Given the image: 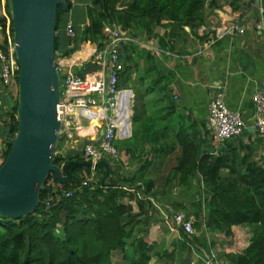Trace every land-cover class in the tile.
<instances>
[{"label":"trees","instance_id":"1","mask_svg":"<svg viewBox=\"0 0 264 264\" xmlns=\"http://www.w3.org/2000/svg\"><path fill=\"white\" fill-rule=\"evenodd\" d=\"M87 1L88 24L82 29L81 41L90 40L98 45L104 39L102 31L106 22L125 29L139 17L148 16L144 29L149 34L151 25L163 18L176 20L181 17L183 23L191 27H196L203 18L200 12L192 14L194 21L199 18L191 24L190 15L181 14L184 10H199L204 0H133L126 8L118 7L120 0ZM260 6L264 16V0H260ZM4 7L13 33L9 0H5ZM66 10L63 5L56 9L54 46L60 55H70L78 47L75 34L61 33L66 24L63 17ZM0 24L4 27L5 16H0ZM135 51L144 58L148 77L155 74L150 79L151 84L143 89L144 95L162 81L164 67L149 50H138L136 46L124 43L120 49L124 65L119 74V87H126L130 79L132 65L127 62L132 59L130 52ZM85 53L76 57L85 56ZM143 95L138 96L140 101L135 99L132 106L131 135L115 140L119 157L127 158L129 153L134 157L146 155L142 158L140 172L120 174L118 166H113L111 159L105 156L103 159L109 162L108 176L105 177L104 165L97 164L94 178L87 184L83 181L91 175L90 166H71V177L66 182L58 180L53 171L49 172L40 188L38 204L32 211L18 218L0 213V264H152L153 255L161 256L163 264H192L189 258H182L181 253L192 248L200 255L204 253L199 247L203 235L198 233L222 232L230 236L233 225L251 227L249 242L240 252H219L218 257L228 259L230 264H264V166L249 155L240 156L236 152L230 141L240 135L217 145L206 130L190 133L188 128L180 127L172 145V149L175 144L179 147L175 168L179 174L176 177L182 185L193 179L198 188L196 219L193 221L197 234L188 236L182 231V239L177 245L160 251L143 236L133 233L141 221V212H131L123 198L134 195L131 188L135 192L141 191L143 200L156 195L152 190L156 179L149 166L154 159L162 158V127L155 129V116L146 115L147 103L142 101ZM17 104L18 72L12 78L9 90H0V165L11 147L8 138L17 131ZM148 140L151 146H148ZM69 160L81 161L83 157L78 151L56 152L53 156V162L60 166ZM225 167L228 172L222 173L221 169ZM63 190L72 192L56 200V193ZM120 253L121 260L118 258ZM202 256L204 259V254Z\"/></svg>","mask_w":264,"mask_h":264},{"label":"crops","instance_id":"2","mask_svg":"<svg viewBox=\"0 0 264 264\" xmlns=\"http://www.w3.org/2000/svg\"><path fill=\"white\" fill-rule=\"evenodd\" d=\"M132 2L133 0H120L118 7L126 8ZM87 3V0H71L69 8L63 14L65 23L69 22L74 26L75 42L78 47L72 54L83 50L85 46L88 47L89 51L84 50L85 56L76 57L84 64L88 63L91 50L98 44L90 40H78L82 35V29L88 24ZM199 12L203 18L196 27L184 24L181 17L176 20L163 18L160 22L152 24L149 34H146L144 29L145 20L148 18L146 16L139 17L123 29L130 37L124 43L132 44L138 50H149L164 67L162 81L155 84L149 93L144 92L142 98V101L147 103L146 115L155 116V129L162 127V158L154 159V163L149 166L152 177L156 179L152 187L156 195L143 200L141 191L135 192L131 188L129 190L134 195L123 198L124 202L130 205L131 212H141V221L134 227L133 233L143 236L160 251L170 250L182 239V229L176 226L173 220L175 212H183L192 221L196 219L198 188L193 179L182 185L178 183L176 177L179 174L175 169L179 147L175 144L172 149L176 140L175 132L182 126L188 128L190 133L208 131L207 105L218 88H223L227 106L238 110L246 123L244 132L231 139L232 146L240 156L249 155L251 159L264 166V138L254 127L255 108L252 100L254 91H264V29L257 27L263 12L260 0H204L199 10L197 8L184 10L181 15L183 13L190 15L189 21L194 24L199 17L194 21L192 14ZM66 24L61 31L63 35L66 34ZM232 24L239 25L243 31L235 29L227 32L225 29ZM130 53L132 59L127 63L132 67L126 87L131 88L134 102L138 91L148 87L152 82L150 79L155 74L148 77L144 70V58L140 57L137 51ZM209 135L211 136L210 133ZM92 137L93 135L62 138L59 151H79ZM147 142L148 146H151V141ZM145 156L134 157L129 153L127 158L122 155L120 157L118 155L119 158L109 155V158L113 166H118L120 174L132 175L140 172L139 167ZM221 172L227 173L228 168H222ZM248 227L233 225L230 236H225L222 232L209 231L212 234H201L205 237L200 240L204 241L205 246L208 244L205 248H208L209 252L215 251L214 261L230 264L228 259L218 257V253L240 252L251 237L250 231L244 234L245 237L241 236ZM207 237L210 239L205 241L204 238ZM206 249L201 247L200 251ZM202 255L193 248L181 253V257L189 258L192 264H206ZM153 256L151 260L163 264L161 256ZM118 258L121 260V253Z\"/></svg>","mask_w":264,"mask_h":264},{"label":"built area","instance_id":"3","mask_svg":"<svg viewBox=\"0 0 264 264\" xmlns=\"http://www.w3.org/2000/svg\"><path fill=\"white\" fill-rule=\"evenodd\" d=\"M0 16H5L4 27L0 24V90H9L12 78L18 72L19 65L16 60L13 42V33L10 29V18L4 11V2ZM257 27L264 29V16L261 14ZM66 34L73 36L74 29L71 23L66 24ZM240 32L243 29L232 24L225 30ZM104 39L101 44H95L88 56L86 64L77 59L74 54H56L57 70L60 79L59 100L56 105V114L60 122L59 139L85 137L93 135L79 149L83 160L91 162V175L83 183L87 184L94 178L95 167L104 156L118 157L119 150L115 140L127 138L131 135L133 92L131 88L119 87V74L123 69V59L120 49L124 42L130 39L122 27L115 23L106 22L103 25ZM215 37V36H214ZM91 64L86 72L83 68ZM108 81L104 89V76ZM255 108L254 127L264 138V91L256 90L252 93ZM7 109V106H4ZM246 127L242 114L227 106L224 100L223 88L212 95L207 105L206 128L217 145L226 140L241 135ZM72 191L57 192L55 199L61 195L67 196ZM49 200L46 204L49 205ZM176 226L188 236L196 233L191 218L183 212L177 211L173 215ZM58 231V229H55ZM207 258L214 259V255Z\"/></svg>","mask_w":264,"mask_h":264},{"label":"water","instance_id":"4","mask_svg":"<svg viewBox=\"0 0 264 264\" xmlns=\"http://www.w3.org/2000/svg\"><path fill=\"white\" fill-rule=\"evenodd\" d=\"M259 1V0H257ZM71 0H9L18 70L17 131L0 165V213L21 217L38 204L42 183L51 171L69 181L70 167L90 166L88 160L53 162L59 139L56 114L60 79L55 51L56 9H68ZM91 64L83 68L86 72ZM98 66L93 67L94 69ZM108 77L104 76V89ZM109 173V163L101 159ZM104 178L102 179V182Z\"/></svg>","mask_w":264,"mask_h":264},{"label":"rangeland","instance_id":"5","mask_svg":"<svg viewBox=\"0 0 264 264\" xmlns=\"http://www.w3.org/2000/svg\"><path fill=\"white\" fill-rule=\"evenodd\" d=\"M2 2H5V0H1ZM1 7H2V5H0V10H1ZM5 12H6V10H4ZM83 38L82 37H79L78 38V40H82ZM56 54H58V53H56ZM60 54V53H59ZM139 76V75H138ZM137 77V76H136ZM140 95H143V90L141 89L140 91H138V95L136 96V100H138V101H140V99H139V97L138 96H140ZM134 102H135V99H134ZM134 102H133V104H134ZM132 111H133V108H132ZM60 140H61V137H60ZM56 152H60L59 151V146H57L56 147V150H55V153ZM105 157H109V156H105ZM119 158V157H118ZM174 186V185H173ZM247 226H249V225H247ZM247 231H244L243 232V234L241 235V236H244L245 237V235L247 234V233H250L251 232V227L249 226L248 227V229H246ZM250 231V232H249ZM201 233V232H200ZM200 233H198V235H201ZM193 234H197V233H193ZM205 234H212L211 232L209 233V232H207V233H205ZM245 234V235H244ZM207 236V235H206ZM213 236V235H212ZM212 236H211V238H212ZM203 237H205L204 235H203ZM208 237H209V235H208ZM204 238V240L205 241H208V239H210V238ZM200 238H202V237H200ZM242 243V239H240V243L239 244H241ZM191 244V243H190ZM193 244V243H192ZM200 244H201V247L202 248H204V249H206L205 247H207L208 246V244H207V246H205L204 244V241H200ZM200 247V246H199ZM200 247V248H201ZM158 249V248H157ZM214 250H217V249H215L214 248ZM204 252H207V254H208V256L209 257H212V254L213 253H215V251L212 253V252H209L208 251V248L206 249V251H204ZM217 252V251H216ZM214 255V254H213ZM153 257H155V256H153ZM204 258H205V261H206V264H220V263H217L216 261H214V259H210V258H207V256L206 255H204ZM156 262H157V260H156ZM155 261H153V260H151V263L152 264H157Z\"/></svg>","mask_w":264,"mask_h":264},{"label":"bare ground","instance_id":"6","mask_svg":"<svg viewBox=\"0 0 264 264\" xmlns=\"http://www.w3.org/2000/svg\"><path fill=\"white\" fill-rule=\"evenodd\" d=\"M82 46H83V45H82ZM84 46H85V44H84ZM82 49H83V47H82ZM84 50H85V51H89V50H88V47L85 46V48H84L83 50L77 51V52L74 54V56L76 57L78 54H81Z\"/></svg>","mask_w":264,"mask_h":264}]
</instances>
